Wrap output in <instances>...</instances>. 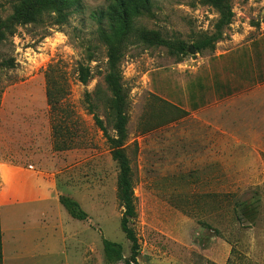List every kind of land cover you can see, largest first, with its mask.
<instances>
[{"label": "rangeland", "instance_id": "1", "mask_svg": "<svg viewBox=\"0 0 264 264\" xmlns=\"http://www.w3.org/2000/svg\"><path fill=\"white\" fill-rule=\"evenodd\" d=\"M11 1L0 0L1 19ZM153 1L134 25L166 44L131 37L120 61L139 264H264V152L215 126L223 102L264 82V0H230L234 17L224 27L205 0ZM111 3L82 0L66 24L52 13L15 24L0 46V264H108L103 238L131 256L120 169L86 101L89 94L114 136L107 48L92 18ZM48 75L64 89L56 108ZM12 184L21 192L10 194ZM60 196L88 219L72 218Z\"/></svg>", "mask_w": 264, "mask_h": 264}, {"label": "trees", "instance_id": "2", "mask_svg": "<svg viewBox=\"0 0 264 264\" xmlns=\"http://www.w3.org/2000/svg\"><path fill=\"white\" fill-rule=\"evenodd\" d=\"M208 4L219 10L221 14L219 27L228 26L232 23L234 13L230 6V0H205ZM13 11L7 19L0 18V46L7 40L12 26L15 24L37 23L42 20L46 13L55 14L58 23L66 24L73 12L82 6V0H12ZM153 0H112L105 9L93 13L92 18L98 25V37L107 48L108 71L105 75V83L111 93L106 99L107 116L115 135L109 134L103 120L94 113V105L90 95H87L89 110L94 114V120L98 128L103 131L112 148L113 159L118 163L120 173L118 177V195L124 214L121 228L127 240L131 243V256L125 258L123 246L120 243L103 238L104 256L108 264H139L141 252L140 243L135 230L131 227L132 221L137 216L136 199L133 191L132 169L130 160L123 147L128 137V90L122 81L120 61L126 44L137 39L149 46L166 44L158 31H150L144 28H135L134 19L153 8ZM132 37V39H131ZM212 44V43H211ZM213 45V44H212ZM215 45H213V48ZM200 52L202 48L195 45ZM1 59V52H0ZM80 81L87 84L89 80L88 69L80 65ZM49 88L47 90L48 103L51 108L60 104L64 97V89L58 90V82L48 75ZM199 106L195 105L194 109ZM59 202L67 210L72 218L85 221L88 214L80 204L68 196H60ZM1 235H0V258H1Z\"/></svg>", "mask_w": 264, "mask_h": 264}, {"label": "crops", "instance_id": "3", "mask_svg": "<svg viewBox=\"0 0 264 264\" xmlns=\"http://www.w3.org/2000/svg\"><path fill=\"white\" fill-rule=\"evenodd\" d=\"M229 98L228 103L223 102L222 117L218 116L216 109V133L239 135L240 142H247L254 149L264 152V82ZM14 191L21 192L18 186L12 184L10 194Z\"/></svg>", "mask_w": 264, "mask_h": 264}, {"label": "water", "instance_id": "4", "mask_svg": "<svg viewBox=\"0 0 264 264\" xmlns=\"http://www.w3.org/2000/svg\"><path fill=\"white\" fill-rule=\"evenodd\" d=\"M191 51H192V52H195V48H194V47H192V48H191Z\"/></svg>", "mask_w": 264, "mask_h": 264}]
</instances>
